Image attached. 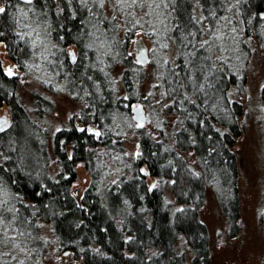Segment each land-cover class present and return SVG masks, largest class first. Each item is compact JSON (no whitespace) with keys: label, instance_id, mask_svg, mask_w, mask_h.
Segmentation results:
<instances>
[{"label":"trees","instance_id":"1","mask_svg":"<svg viewBox=\"0 0 264 264\" xmlns=\"http://www.w3.org/2000/svg\"><path fill=\"white\" fill-rule=\"evenodd\" d=\"M0 1L5 10L0 13V42L6 43L11 58L22 70L29 67L25 62L32 58L35 47L29 39L16 35L15 30L21 24L25 26L30 22L35 26L40 19L49 21V32L59 51L71 44L83 51L89 33L84 8L64 0H35L33 6H28L24 0ZM236 1L231 13L233 19H230V12L227 14L232 25L239 21L242 26L253 25L258 33L264 29V18L261 17L264 0ZM221 4L222 0L169 2L167 10L173 26L172 36L179 54L177 68L162 70L161 92L168 96L167 112L175 113L177 129L173 144L167 143L164 132L161 141L143 134L139 161L126 156L117 139L120 137L104 125L110 123L111 116L118 111L128 115V104L134 99L129 97L127 103L123 99L115 100L107 75L92 71V66L85 68L82 62L71 67L64 57V66L60 68L64 67L68 73V91L73 92L82 81V100L85 98L88 102L87 111L92 114L94 124L104 129L108 139L104 145L114 155V168L124 167L120 175L114 172L113 183L111 179L103 185V180L112 176L111 170L105 167L109 171L104 179L98 172L100 169L91 170L93 182L81 202L70 196L69 189L76 179L77 162L87 160L88 148L93 147L96 140L73 125L58 131L53 140L61 172L55 179L44 172L47 159L37 143L33 144L35 149L28 152L42 166L38 170L37 164L35 170L25 166L24 163L32 159L24 160L19 137L25 125L27 130L33 129H29L30 120L17 102V79L6 75L0 63V105L8 102L14 116L13 125L0 136V150L6 159L0 163V185L5 184L11 200L9 211L0 214L3 213L10 233L22 244L25 242L35 248L45 245L40 228L41 224H47L59 249L71 252L74 258H81L83 264H186L185 256L175 250L178 239L184 237L193 251V264H208V231L197 211L205 200L208 183L214 186L219 176L234 191L236 204L238 201V164L232 148L240 134L241 106L232 100L229 92L232 88H238V91L242 83L238 86L233 72L215 68L212 54L204 43L196 42L204 31L200 18L212 26L216 18L221 17L224 9ZM57 6L59 9L55 8ZM28 7L31 10H27ZM259 38L264 45V36ZM128 75L129 71L123 79L129 86ZM44 102L51 106L49 101ZM81 120L91 124L85 115ZM32 126L38 131L36 125ZM68 148L72 151L71 157ZM189 150L194 152L204 175L187 164L184 154ZM96 163L93 161L92 166ZM141 165H146L150 175L166 183L176 201L184 207L174 211L160 190L150 191L146 178L138 174ZM237 216L238 211L235 219Z\"/></svg>","mask_w":264,"mask_h":264},{"label":"rangeland","instance_id":"2","mask_svg":"<svg viewBox=\"0 0 264 264\" xmlns=\"http://www.w3.org/2000/svg\"><path fill=\"white\" fill-rule=\"evenodd\" d=\"M34 1L25 3L33 6ZM64 1L67 4L73 2L87 12L86 24L89 33L83 51H80L76 44L68 45L59 51L49 32V21L40 19L42 22L38 20L35 26L29 22L28 25L24 24L26 27L21 24L15 30L16 35L29 39L36 50L33 51L32 58L25 62L29 66L27 70H22L11 58L5 42H0V63L6 75L16 77L17 102L30 120L29 129H33L29 131L25 125L19 137L22 141L24 160L32 159L25 162V166L34 170L35 164L38 165L37 170L42 166L34 160V155L29 154L37 143L47 159L43 170L47 177L55 179L61 172L54 148L55 134L75 124L87 130V126L80 122L81 116L84 115L90 120L91 127L99 132V140L93 147L88 148L87 160L77 162L76 179L69 189L70 196L81 202L93 182L94 169H100L98 172L102 174V179L105 178L106 172L111 170L109 174L112 176L106 177L103 185L111 179L113 183L114 172L120 175L124 167L114 168V155L112 156L104 145L108 140L104 129L94 124L92 114L87 111L88 102L85 98L82 100V81L78 82L73 92L68 91V73L64 67L60 68L64 66L62 62L65 58L69 60V52L74 51L76 65L85 63V68L92 66V71L96 70L109 77L115 100L123 99V102L127 103L129 97L134 99L128 104V115L118 111L111 116L110 123L104 125H107L109 131L112 128V132L120 137L117 139L126 156L139 161L143 134L161 141V133L164 132L167 143L174 142L176 117L173 111L167 112L170 102L168 96L161 92V76L163 69L177 68L179 50L175 37L172 36L173 26L167 10L171 0ZM193 1L195 3V0ZM236 3V0H222L224 9L221 17L216 18L210 27L200 18L204 31L196 41L204 43L212 54L215 68L233 72L238 86L242 83L238 91V88H232L229 92L232 100L241 106L238 118L240 134L232 148L238 164L237 204L234 191L218 176L214 186L208 183L205 200L197 210L200 221L208 231V264H264V45L259 38L260 35L264 36V29H260L258 33L253 25L242 26L239 21L235 26L232 25L231 13ZM3 7L0 1V8ZM55 8L59 9V6ZM195 9L197 10V7ZM27 10L31 8L28 7ZM196 12L200 14L199 10ZM229 12L231 20L227 15ZM213 14L211 11V16H214ZM21 16L25 18V15ZM139 39H143L148 48V59L144 64L138 62L135 53V42ZM127 71L129 86L123 79ZM45 100L49 101L51 106H48ZM138 105L144 107L148 119L142 127H137L134 119L133 107ZM5 111L13 120V111L8 102L0 105V112ZM33 124L37 126L38 131L34 129ZM91 135L95 139V134ZM112 141L116 144L115 140ZM68 153L71 157L72 151L69 148ZM184 158L191 168L204 175L203 167L192 150L186 152ZM5 161V155L3 156L0 150V163ZM93 161H97L95 167L92 166ZM140 173L146 178L150 191L160 190L174 211L184 207L176 201L166 183H161L159 178L149 174L146 165L139 167L138 174ZM5 187V184L2 187L0 185V212L9 211L11 206L9 191ZM237 211L238 216L235 219ZM4 220L1 213L0 264H83L81 258H74L71 252L59 249L49 225L41 224L40 236L45 245L35 248L25 242L22 244L17 236L10 233L11 230L5 226ZM25 241L28 242V239ZM175 248L178 254L185 256L186 264H193L194 254L184 237L178 239Z\"/></svg>","mask_w":264,"mask_h":264},{"label":"water","instance_id":"3","mask_svg":"<svg viewBox=\"0 0 264 264\" xmlns=\"http://www.w3.org/2000/svg\"><path fill=\"white\" fill-rule=\"evenodd\" d=\"M29 1V0H28ZM264 15V14H263ZM262 15V16H263ZM135 53L137 60H139L141 64H144L145 61L148 59V48L146 47L144 40L139 39L135 42ZM73 53V52H72ZM134 119L137 122V127H142L147 123V117L145 114L144 107L142 105L134 106ZM10 127V117L8 115V112L1 113L0 112V128L3 130L0 131V134L6 132ZM89 131H96L95 128L90 127ZM96 133L99 135V132L96 131ZM146 174V172H144Z\"/></svg>","mask_w":264,"mask_h":264},{"label":"flooded vegetation","instance_id":"4","mask_svg":"<svg viewBox=\"0 0 264 264\" xmlns=\"http://www.w3.org/2000/svg\"><path fill=\"white\" fill-rule=\"evenodd\" d=\"M25 2H28V0H24ZM263 15V14H262ZM262 18L264 17V15L263 16H261ZM73 52V53H72ZM72 54H75V56H76V53L74 52V51H70L69 52V55H68V57H69V60H68V62L70 63V65H71V67H74L75 65H76V59H75V61H73L72 60ZM10 117V116H9ZM84 126H87V130L84 128V127H80L78 124H75V125H73L74 127H76L77 129H79V130H81V131H84V130H86L87 131V134L88 135H91V134H95V140L96 141H98L99 140V135L96 133V131H89V128L91 127V125L90 124H84L83 122H82V120L80 121ZM13 125V120H12V118L10 117V127ZM9 127V128H10ZM94 128V127H93ZM9 130V129H8ZM5 133V132H4ZM4 133H2V134H4ZM2 134H0V136L2 135Z\"/></svg>","mask_w":264,"mask_h":264},{"label":"snow or ice","instance_id":"5","mask_svg":"<svg viewBox=\"0 0 264 264\" xmlns=\"http://www.w3.org/2000/svg\"><path fill=\"white\" fill-rule=\"evenodd\" d=\"M29 2H31V0H29ZM5 10L3 9V8H0V13H2V12H4ZM75 59H76V57H75V54H72V60L73 61H75ZM138 62H140L139 60H138ZM11 70H9V72H10ZM3 129L2 128H0V131H2Z\"/></svg>","mask_w":264,"mask_h":264}]
</instances>
